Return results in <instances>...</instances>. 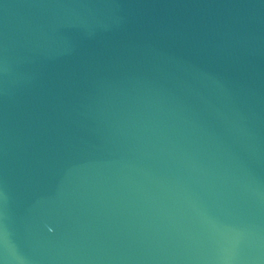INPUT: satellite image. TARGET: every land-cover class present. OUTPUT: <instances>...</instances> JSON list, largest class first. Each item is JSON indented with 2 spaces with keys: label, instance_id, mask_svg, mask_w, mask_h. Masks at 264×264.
I'll list each match as a JSON object with an SVG mask.
<instances>
[{
  "label": "water",
  "instance_id": "95a60500",
  "mask_svg": "<svg viewBox=\"0 0 264 264\" xmlns=\"http://www.w3.org/2000/svg\"><path fill=\"white\" fill-rule=\"evenodd\" d=\"M0 264H264V0H0Z\"/></svg>",
  "mask_w": 264,
  "mask_h": 264
}]
</instances>
